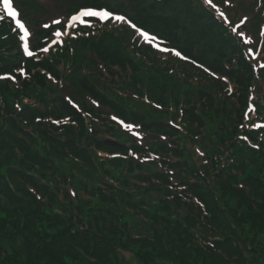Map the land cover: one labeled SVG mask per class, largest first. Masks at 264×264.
<instances>
[{
    "label": "trees",
    "instance_id": "16d2710c",
    "mask_svg": "<svg viewBox=\"0 0 264 264\" xmlns=\"http://www.w3.org/2000/svg\"><path fill=\"white\" fill-rule=\"evenodd\" d=\"M15 4L33 54L0 3V264H264V39L203 0H75L126 20L47 28ZM238 8L260 35L264 0Z\"/></svg>",
    "mask_w": 264,
    "mask_h": 264
},
{
    "label": "rangeland",
    "instance_id": "374dc122",
    "mask_svg": "<svg viewBox=\"0 0 264 264\" xmlns=\"http://www.w3.org/2000/svg\"><path fill=\"white\" fill-rule=\"evenodd\" d=\"M36 1L38 6H40L43 9V14L41 15V18L43 19V23L51 24L54 20H59L60 22H64L66 20V15L62 12L66 3H69L70 0H33ZM105 2L108 1L110 3H114L115 0H104ZM126 1V0H123ZM219 2V4H223V7L227 9V12L231 10L230 19H232V22L240 19L243 16H247L248 20L252 16L253 12L251 11H241L242 9L238 8V3L241 0H223V3L220 2V0H216ZM225 1V2H224ZM239 1V2H238ZM244 3H248L251 0H242ZM238 2V3H237ZM10 4L12 5V8L14 7L12 1L10 0ZM14 10V8H13ZM220 11V10H219ZM264 19V18H263ZM245 24L244 29L240 32V35H242L244 41H249L248 43H252L256 37V33L254 31L255 27L250 23L251 21H248ZM234 26H232L233 28ZM262 34L264 35V29ZM262 37V36H261ZM44 39V38H43ZM43 39L41 41H43ZM246 43V42H245ZM115 71V70H114ZM116 72V71H115ZM80 74V73H78ZM78 74H74L76 81L78 82L81 76ZM122 104L125 106L127 110H133L138 111L140 113H143L147 119H163L164 116L162 113L157 112L153 113L149 110V108H146L143 104L139 102V99L136 97H131L127 102H125L122 99Z\"/></svg>",
    "mask_w": 264,
    "mask_h": 264
},
{
    "label": "snow or ice",
    "instance_id": "6c2138e0",
    "mask_svg": "<svg viewBox=\"0 0 264 264\" xmlns=\"http://www.w3.org/2000/svg\"><path fill=\"white\" fill-rule=\"evenodd\" d=\"M205 3L210 4L211 0H205ZM3 7L9 16L15 17L17 15V13L15 11H13L12 5L10 4V0H3ZM212 7H215V5H212ZM220 15L223 16L224 14L221 12ZM110 16H112V13L110 11L103 10V9L97 10L91 6H82L79 11H77L74 15H72L69 18L68 24L72 25L74 23H85V18H89V17H95L100 21H104V20L108 19ZM114 18L116 20H123L124 19L123 16H114ZM53 23L60 24L61 22L59 20H54ZM242 23H243V21H242ZM18 27L21 30H23V35L20 36V40L24 41V43L22 44L24 54L31 56L33 53L29 51V45L27 43V38L29 37V32L27 31V29L25 28V26L23 24H19ZM45 27H48V25H45ZM233 31H236V29L233 28ZM140 34L142 36L147 35L146 33H143V32H141ZM54 35L56 37H59V36H61V32L57 31L54 33ZM245 42L248 43L249 41L246 40ZM42 50L45 52L48 51L47 48H44ZM176 55H179V53H176ZM114 119H115V117H114Z\"/></svg>",
    "mask_w": 264,
    "mask_h": 264
},
{
    "label": "water",
    "instance_id": "95a60500",
    "mask_svg": "<svg viewBox=\"0 0 264 264\" xmlns=\"http://www.w3.org/2000/svg\"><path fill=\"white\" fill-rule=\"evenodd\" d=\"M108 143H110V144H115L114 142H109V141H107Z\"/></svg>",
    "mask_w": 264,
    "mask_h": 264
}]
</instances>
